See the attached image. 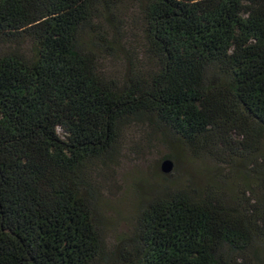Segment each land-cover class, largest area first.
<instances>
[{
  "label": "trees",
  "instance_id": "1",
  "mask_svg": "<svg viewBox=\"0 0 264 264\" xmlns=\"http://www.w3.org/2000/svg\"><path fill=\"white\" fill-rule=\"evenodd\" d=\"M132 1L144 56L117 78L99 54L125 48L126 0H0V264H264V0ZM138 122L162 163L187 148L246 181L164 186L110 247L88 169Z\"/></svg>",
  "mask_w": 264,
  "mask_h": 264
},
{
  "label": "rangeland",
  "instance_id": "2",
  "mask_svg": "<svg viewBox=\"0 0 264 264\" xmlns=\"http://www.w3.org/2000/svg\"><path fill=\"white\" fill-rule=\"evenodd\" d=\"M120 13L119 22L111 27L119 28L125 48L99 54L101 69L117 78H122L128 68L142 61L145 48L144 21L137 3L126 0ZM21 48L28 53L30 42L25 41ZM168 151L158 129L147 122H138L125 128L115 156L89 165L110 247L132 230L143 199L164 186L181 187L193 182L202 187L213 182L227 194L235 195L246 181L241 172L222 165L218 159L208 154L196 155L187 148L176 151L177 167L166 176L161 172V164Z\"/></svg>",
  "mask_w": 264,
  "mask_h": 264
},
{
  "label": "water",
  "instance_id": "3",
  "mask_svg": "<svg viewBox=\"0 0 264 264\" xmlns=\"http://www.w3.org/2000/svg\"><path fill=\"white\" fill-rule=\"evenodd\" d=\"M173 167H174V163H173V161L171 159H166L162 163L163 172L168 173V172H170L173 169Z\"/></svg>",
  "mask_w": 264,
  "mask_h": 264
}]
</instances>
